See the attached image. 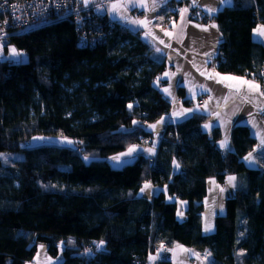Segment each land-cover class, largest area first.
Listing matches in <instances>:
<instances>
[{"label":"trees","instance_id":"obj_1","mask_svg":"<svg viewBox=\"0 0 264 264\" xmlns=\"http://www.w3.org/2000/svg\"><path fill=\"white\" fill-rule=\"evenodd\" d=\"M96 16L104 29L92 44H81L76 22L64 18L11 36L24 61L0 59V264H25L38 243L51 255L62 247L58 264H145L160 244L208 250L210 264H264V154L261 167L243 164L257 145L246 125L233 127L232 148L222 151L219 130L206 134V116L194 113L165 126L153 158L109 164L149 140L145 126L166 115L170 103L155 84L164 60L138 32ZM210 18L223 36L216 69L262 81L264 44L252 31L264 25V0H233ZM35 136L72 145L28 147ZM14 152L22 157L3 159ZM229 175L237 177L234 195L214 231L204 234L206 181ZM145 182L165 190L140 197ZM178 201L187 203L183 220ZM89 246L85 261L79 254Z\"/></svg>","mask_w":264,"mask_h":264},{"label":"crops","instance_id":"obj_2","mask_svg":"<svg viewBox=\"0 0 264 264\" xmlns=\"http://www.w3.org/2000/svg\"><path fill=\"white\" fill-rule=\"evenodd\" d=\"M91 3V8L97 13L104 12V3L101 0H89ZM108 15L126 29L138 32L140 39L152 50L153 54L159 58H162L165 62V69L159 75V82H156V86L161 91L164 98L170 103L169 112L162 116L158 121L148 124L145 126V130L151 134L149 143L147 145H132L136 147V151L129 156H120L121 153L128 152L126 149L116 155L111 156L108 159L109 164L114 168H121L124 165L131 163L139 155H146L149 158H153L156 154L157 147L163 137L165 126L168 123H177L183 121L194 113H199L206 116V120L202 123L201 129L208 134H212L213 129L217 128L220 133V137L216 141L217 147L222 151H229L232 148L231 144V134L232 129L237 124L246 125L255 137L257 145L260 143V133L264 135V114L258 112V105L264 104V98L258 95L253 100L252 103H245L241 96L230 97L227 101L224 97L229 96V89L222 83H217L214 79H207L205 75H201V72L205 73H219L223 75H232L236 77H244L246 79H251L250 77L234 75L230 73H223L213 68L211 65L212 58L217 54L221 41L223 39L222 33L214 21L213 23L206 24L199 20H192L189 17L188 12L184 14V19L181 20V13L176 16L174 20L170 22V29L166 30L161 27L160 22L164 20L163 12L148 11L147 8H142L139 6L133 7L130 0H105ZM173 0H155L158 6L166 4ZM181 1V0H175ZM186 2L189 10L194 9L199 14L206 15L208 17H213L218 11L224 7L230 6L233 0H183ZM136 4L139 5L141 0H135ZM118 3L120 5L128 4L127 8L120 7L117 11L113 12L111 10V5ZM148 7H152L153 0H146ZM156 7V8H157ZM216 9L215 12L209 13L208 9ZM151 21L146 27L133 24V20H145ZM217 25L216 28L211 27V25ZM262 25V24H258ZM255 28H257V26ZM207 27V31L204 28ZM254 28V29H255ZM150 31L151 35L146 36L145 33ZM165 31L172 33L171 36L165 35ZM252 37L264 44V36L254 33L252 31ZM163 41L164 43H161ZM170 45V47H166ZM161 49L157 52L156 49ZM205 53H210L211 56H206ZM164 73H169V76H164ZM172 73H176L172 76ZM179 81V83H177ZM160 82H163L160 84ZM205 85L210 91L202 90L199 85ZM169 88L171 90V95L164 92V89ZM192 89V91H190ZM179 90L182 91V95L179 94ZM193 92L195 96H193ZM209 97L211 99L209 100ZM198 98H203L204 102L209 101L207 108L204 107V102L200 107H197L196 100ZM184 109H194L193 112L185 113L184 115L177 116L173 115L174 112H183ZM239 109V111H237ZM235 113V114H234ZM255 117L257 122V127L252 126V119ZM206 124L214 125L212 127H205ZM155 125V127H150ZM227 139V144L225 147H221V142ZM257 145L255 148H257ZM154 147V153H149L147 149ZM250 152H253L250 151ZM249 152V153H250ZM247 153L243 158V164L247 168H258L263 164V154L264 149H259L253 152V159L251 161L245 160V157L249 154ZM114 156H120V160H112ZM178 169L173 166V172ZM235 177L233 185L228 183V177ZM224 180V184L219 183L214 178H208L206 181V195L203 199V212H202V231L204 234H210L215 229L216 217L225 212V203L228 198L234 195L237 177L235 175H229ZM214 181V182H213ZM146 183V182H145ZM144 183V184H145ZM150 183V182H147ZM144 184L141 186L144 187ZM151 184V183H150ZM151 188L145 190L141 193L139 190V196L151 200L152 197L160 189L165 190V187H156L151 184ZM140 188V189H141ZM224 189V191H221ZM184 202V203H181ZM178 211L183 212V216L177 215L179 220H183L184 211L186 209L187 203L185 201H178ZM205 223H211L213 226L212 231L205 232ZM99 245V244H97ZM175 244L172 247L170 261L171 264H207L206 260L202 256L203 251H198L184 245V249L191 250L190 252L184 253L179 252ZM209 252L208 250H205ZM193 253H199L201 259H198Z\"/></svg>","mask_w":264,"mask_h":264},{"label":"built area","instance_id":"obj_3","mask_svg":"<svg viewBox=\"0 0 264 264\" xmlns=\"http://www.w3.org/2000/svg\"><path fill=\"white\" fill-rule=\"evenodd\" d=\"M104 3L105 20L108 23H112L113 20L109 15L106 7V1L101 0ZM188 8L186 2L181 1H170L166 4L158 6L156 12L164 13V20L160 22L162 28L169 30L170 22L180 14V10ZM95 12L91 8V3L86 5L84 0H0V46L5 48L8 46L11 36L26 32L33 28L49 24L64 18H71L76 22L81 34V44H92L98 39L103 33L104 24L98 20ZM190 19L199 20L206 24L213 23L214 20L206 15L199 14L196 10L188 9ZM91 25H96V30L91 31ZM87 28V30H85ZM219 53V52H218ZM216 54L212 60L211 65L216 69L222 55ZM264 73V68L261 70ZM257 83L261 84L262 90H264V79L259 80L257 75L250 77ZM203 98L196 100V105L201 106L203 104ZM148 139L143 140L137 145H147ZM179 146L181 143L179 142ZM221 184H224L222 182ZM164 249L172 248L166 244ZM161 244L155 247L154 254L152 256L157 257L155 260H150L149 255L145 261V264H158L162 260H170L171 251H162L158 254ZM87 250L90 252L83 251L79 254L85 261L89 258L92 252V246H89Z\"/></svg>","mask_w":264,"mask_h":264},{"label":"snow or ice","instance_id":"obj_4","mask_svg":"<svg viewBox=\"0 0 264 264\" xmlns=\"http://www.w3.org/2000/svg\"><path fill=\"white\" fill-rule=\"evenodd\" d=\"M193 2L195 3L196 0H193ZM84 3L87 5L89 3V0H84ZM130 3L132 4L133 7L135 6H139V7H142V8H147L148 11H155L157 5L155 3V0H153V4H152V7H148L147 3H146V0H141L140 4L137 5L135 0H130ZM120 7H124V8H127L128 7V4H124V5H120L118 3H114L111 5V10L113 12L117 11ZM216 9H213V8H209L208 9V12L209 13H212V12H215ZM188 12V8H183L180 10V13H181V20L184 19V14ZM133 24H139V25H142V26H147L148 24L151 23L150 20L148 19H145V20H133L131 21ZM211 27L213 28H216L217 25L213 24L211 25ZM205 31H207V27L204 28ZM253 32L254 33H258L259 35L261 36H264V25H258L257 28L253 29ZM146 36L148 35H151V32L148 31L145 33ZM165 35H169L171 36L172 33L170 32H167L165 31ZM161 43H164L163 41H160ZM166 47H170V45H166ZM11 54V57H18L21 55V53L17 52V50L13 47V48H10L8 50ZM157 52H160L161 49L157 48L156 49ZM206 56H211L210 53H205ZM172 76H175L176 73H172L171 74ZM201 75H205L207 79H214L215 77H219V79L216 80L217 83H222L224 84L225 87H227L229 89V96H226L224 97V100L227 101L230 97H234V96H241V99L245 102V103H252L253 100L256 98V96L258 95L259 97H262L264 98V90H262V86L261 84L257 83L254 79H246L244 77H236V76H232V75H221L219 73H205V72H201ZM260 75H264V73H261ZM164 76H169V73H164ZM160 78L158 77L157 78V82H159ZM177 83H179V81H177ZM199 87L204 90V91H210V89L206 88L205 85L201 84L199 85ZM190 91H192V89H190ZM164 92L168 95H171V90L169 88H166L164 89ZM193 96H195V93L193 92ZM211 99V97H209V100ZM208 103L209 101H205L204 102V107L207 108L208 106ZM128 107L131 109L132 108V105H128ZM197 107H200V106H197ZM194 109H184L183 112H174L173 115H177V116H181V115H184L185 113H190V112H193ZM237 111H239V109H237ZM258 112L261 113V114H264V104H260L258 105ZM235 114V113H234ZM162 120L164 119L163 117L161 118ZM133 123H137L136 121H133ZM157 123H160V121H158ZM252 126L253 127H257V122H256V119L255 117H253L252 121ZM214 125H209V124H206L205 127H212ZM150 127H155V125H151ZM257 135H260V143L259 145H257V148L259 149H264V135H261L260 133H257ZM34 139H46V138H43V137H39V138H34ZM66 140V138H65ZM68 143H72L71 141H68ZM227 144V139H225L224 141L221 142V147H225ZM257 148H254L253 149V152H255L257 150ZM137 149L135 146H132L128 149V152L126 153H121L120 156H129L131 155L133 152H135ZM147 151L149 153H154V147L153 148H150V149H147ZM253 152H250L246 157H245V160H248V161H251L253 159ZM2 155V154H0ZM120 156H114L112 157L111 159L112 160H116V161H119L120 160ZM89 157H85V160H88ZM173 165L175 168L179 169L180 165L175 161L173 160ZM235 177L233 176H229L228 177V183L230 185H233V182L235 181ZM214 182V181H213ZM152 186L150 183H145L144 184V187H142L140 189V192L141 193H144L145 190L147 189H150ZM221 191H224V189H221ZM171 199V197L169 198ZM181 203H184V202H181ZM177 215L182 217L183 216V212H180L178 211L177 212ZM213 229V226L211 223H205V226H204V231L205 232H209V231H212ZM241 235H243V233H241ZM62 244L64 242H61ZM104 244V241H100V244L97 245V248H100L101 245ZM43 247V246H41ZM177 249L179 250V252H184V253H187V252H190L191 250H188V249H184L182 245H177L176 246ZM91 250H86V252H90ZM162 251H174V250H171V249H164V245L161 244V247L160 249H158V254H160V252ZM194 255L197 256L198 259H201L200 257V254L199 253H193ZM243 250H241L240 252L237 253V255H243ZM211 257V253L210 252H207L205 251L204 253V257L203 259H209ZM157 257H154L150 254L149 256V259L150 260H155ZM59 259V258H57ZM51 262V258H48V264H50Z\"/></svg>","mask_w":264,"mask_h":264},{"label":"rangeland","instance_id":"obj_5","mask_svg":"<svg viewBox=\"0 0 264 264\" xmlns=\"http://www.w3.org/2000/svg\"><path fill=\"white\" fill-rule=\"evenodd\" d=\"M13 47L14 46L11 44H8V46L5 48L0 46V59H9L13 62L24 61L26 59V54L22 51L17 50L15 47L14 48L17 50V52L21 53V55L18 57H11V54L8 50L10 48H13ZM39 137H43L46 139H34V138H39ZM68 141H70V140L67 138L65 140V138H61V137L35 136V137L31 138L27 142V144H28V147H33V146H38V145H69V146H71L72 143H68ZM21 157H22V154L18 153V152L3 155V159L5 161H11V160L18 159ZM41 246H43V247H41ZM204 253H205V250L203 251L202 256H204ZM48 258H51L50 264H58V262L62 258V247L60 246L58 248V252L56 255H51L47 251V246L45 244L38 243L37 249H36V252H35L33 258L31 260L27 261L25 264H48ZM57 258H59V259H57ZM206 263L207 264L211 263V257L209 258L208 261L206 260Z\"/></svg>","mask_w":264,"mask_h":264}]
</instances>
